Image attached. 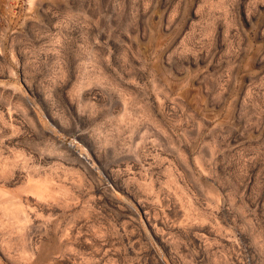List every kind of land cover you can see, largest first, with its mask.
<instances>
[{"label": "rangeland", "instance_id": "374dc122", "mask_svg": "<svg viewBox=\"0 0 264 264\" xmlns=\"http://www.w3.org/2000/svg\"><path fill=\"white\" fill-rule=\"evenodd\" d=\"M0 264H264V0H0Z\"/></svg>", "mask_w": 264, "mask_h": 264}]
</instances>
